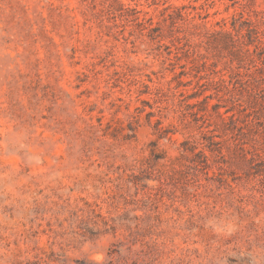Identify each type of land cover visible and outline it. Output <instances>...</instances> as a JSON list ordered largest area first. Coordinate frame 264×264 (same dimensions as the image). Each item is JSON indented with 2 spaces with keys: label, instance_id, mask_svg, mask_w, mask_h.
Returning <instances> with one entry per match:
<instances>
[{
  "label": "rangeland",
  "instance_id": "obj_1",
  "mask_svg": "<svg viewBox=\"0 0 264 264\" xmlns=\"http://www.w3.org/2000/svg\"><path fill=\"white\" fill-rule=\"evenodd\" d=\"M0 264H264V0H0Z\"/></svg>",
  "mask_w": 264,
  "mask_h": 264
},
{
  "label": "trees",
  "instance_id": "obj_2",
  "mask_svg": "<svg viewBox=\"0 0 264 264\" xmlns=\"http://www.w3.org/2000/svg\"><path fill=\"white\" fill-rule=\"evenodd\" d=\"M180 16V14H178V11H175V12H173V13H168V17L170 18V20H171V25L172 26H174V24H175V17L176 16ZM213 33H221V31H217V30H215V31H212L210 34H213ZM224 33V32H223ZM224 44V46H226L227 44L226 43H223ZM233 42L231 43V49H233ZM244 52H246V50L245 51H242V49L241 48H239V49H236V50H233V51H231V54H232V56H233V58L234 59H236V60H239L240 59V57L242 56V53H244ZM181 67H183L182 65H181ZM181 74H184V72L182 71L181 72ZM195 94V93H194ZM204 139H207L206 138V136H205V133H203V136H202ZM209 143H207V144H203V147L201 148V149H197L198 147H197V141H190V140H188V139H186V140H183L181 143H180V145H181V151H182V155L184 156L185 154H186V152L187 151H189L190 153H192L194 156H196V155H199V156H201L203 159H204V161H206V159H207V155L205 154V152L203 151L204 150V146H207L208 148H210L209 147V145H211L212 143H215V144H218L219 142L218 141H213V140H210V141H208ZM201 143V142H200ZM210 150H212V149H210ZM217 150H220L219 148H217ZM207 166V165H206Z\"/></svg>",
  "mask_w": 264,
  "mask_h": 264
}]
</instances>
